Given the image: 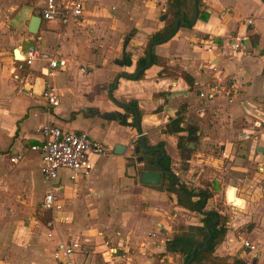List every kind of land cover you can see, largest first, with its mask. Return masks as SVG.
I'll return each mask as SVG.
<instances>
[{
  "label": "crops",
  "instance_id": "obj_1",
  "mask_svg": "<svg viewBox=\"0 0 264 264\" xmlns=\"http://www.w3.org/2000/svg\"><path fill=\"white\" fill-rule=\"evenodd\" d=\"M43 3L44 0H0V209L6 206L9 195L25 196L33 203L32 224L40 226L34 230L25 227L24 236L14 243L4 239L9 229L2 224L0 264H60L53 255L57 240L92 232H96V241L85 243L90 237L82 240L84 248L74 255L75 264H183L182 247L167 250L166 240L181 226L202 224L200 213L213 209L209 205L213 196L208 197L203 189H192L193 200L201 191L203 198L207 196L202 211L196 209L198 218L192 213L195 210L180 203L177 193L158 188L162 175L157 184L139 181L141 169H152L147 161L149 155L155 160L161 152L134 151L139 132L135 125L122 123L117 116L127 113L130 122L134 110L123 104L137 107L145 146L164 148L170 171L176 174L169 175L175 177L177 186V180L186 185L182 176L194 177L199 183L204 164L220 168L221 157L204 156L201 151L219 147L223 156L228 155L232 142L224 139L239 122L248 124L250 140L244 145L248 161L242 167L246 170L245 181L228 186L226 199L232 203L228 202L234 213L243 217L254 215L255 223L251 221L245 231H240L239 225L225 221V234L213 254L227 256L228 261L240 258L249 264H264V206L254 205L264 185V128L258 127L264 118V0H196L194 22L180 23L173 35L167 38V34L159 41L148 39L152 34L163 36L173 27L179 15L176 9L187 22L191 21L195 0H83L82 24L41 17L37 32L31 33L27 30L29 19L33 14L40 15ZM235 37L242 38L239 49L233 47ZM149 41H154L153 62L134 77L120 75L114 86L119 73L133 75L145 65L138 66L137 60L147 57ZM30 44L65 60L51 74L60 101L49 111L40 93L47 58H36L31 65L21 68V57L14 55V48L23 53ZM208 45L212 46L210 51L206 49ZM123 52L130 56L129 63L122 60ZM212 64L221 70L222 77L232 79L243 89L245 105L227 103L223 95L212 99L198 95L200 84L211 78ZM81 67L87 70L82 71ZM182 71L190 75L192 84ZM131 100L136 104L129 103ZM179 113L183 116L180 125L184 129L180 133L186 135L184 144L193 149L189 157H180L183 149L177 146V134L164 130L166 123ZM47 119L65 129L84 130L108 147L106 154L91 155L93 165L85 175L73 180L68 177L63 182L59 171L52 181L57 186L54 209L41 206L49 184L40 171V153L25 150L41 138L39 128ZM116 144L125 145L122 153L114 151ZM23 150L21 159L9 161L11 154ZM157 151L159 154L154 155ZM128 157L135 158V164H127ZM252 164L253 170L249 167ZM153 166L157 168L155 162ZM35 173L45 181L41 189L37 187ZM219 177L213 180L219 182ZM126 201H133L135 213L126 226L127 233L109 244L116 247L112 250L104 244L98 227L87 226L83 216L89 212L92 223L99 226L104 219L98 213L104 207L111 204L122 211ZM47 214V220L56 217L53 237L46 235ZM178 223L181 225L176 228ZM243 238L255 247L243 245ZM190 258L185 264H193Z\"/></svg>",
  "mask_w": 264,
  "mask_h": 264
},
{
  "label": "built area",
  "instance_id": "obj_2",
  "mask_svg": "<svg viewBox=\"0 0 264 264\" xmlns=\"http://www.w3.org/2000/svg\"><path fill=\"white\" fill-rule=\"evenodd\" d=\"M83 0H44L40 10V16L43 19H58L63 23L73 22L77 25L83 23ZM247 21L250 23L252 18ZM241 37H235L233 47L239 49L242 47ZM208 42H211L208 40ZM212 43V42H211ZM207 50H211L212 46L208 45ZM20 59V67L31 65L36 58L43 57L48 60V68L44 72L43 87L41 90L42 97L46 100L48 111L50 106L58 105L60 99L55 91V87L51 82V74L57 67L61 66L65 60L51 56L46 52H42L36 45L30 44L22 53ZM213 73L208 82L201 83L197 90L198 95L204 99H212L218 95H223L227 103H241L245 105L247 100L244 98L242 88L238 86L232 79L221 76V70L217 65L212 64ZM82 71H86L85 67H81ZM41 138L29 145L25 150H34L40 153V171L43 178L49 184V189L41 199L42 207L54 209V186L52 181L59 175L60 169H68L70 171L69 178L75 179L78 176L87 174L92 168V154H106L108 147L100 139L91 137L84 130L65 129L62 126L47 119L39 128ZM23 151H17L9 156L10 162H16L24 155ZM55 215L46 222V235L53 237L55 232L56 219ZM66 216L64 217V219ZM243 245L249 249H253L255 245L248 239H242ZM108 241H104L107 245ZM109 249L116 250V247L109 246ZM84 248L83 241L78 237L69 239H58L54 246V258L60 264H75L74 255ZM90 264V263H89Z\"/></svg>",
  "mask_w": 264,
  "mask_h": 264
},
{
  "label": "rangeland",
  "instance_id": "obj_3",
  "mask_svg": "<svg viewBox=\"0 0 264 264\" xmlns=\"http://www.w3.org/2000/svg\"><path fill=\"white\" fill-rule=\"evenodd\" d=\"M261 119V118H260ZM259 126H262L264 128V118L261 119ZM246 120H244L245 122ZM258 121V120H257ZM250 128H248V124L243 123L242 121L239 122V124H236L232 131L233 133L231 135H228L224 140H228L232 142V148L227 152L228 155L223 156V150L219 147H215L212 150H203L201 151L204 156H207V154H210L212 156L221 157V166L220 168L211 167L209 164H204L202 167L205 168L201 171L199 175V183H196V179L194 177H185L184 181H186V185L188 187H191V189L201 190V189H208L213 192V197L210 200L209 205L211 208L219 211L220 213H224L226 217V223H234V225H239L238 228L240 231H245L248 227V224L255 223L254 215H249L247 217H243V215H238L234 213L231 208L230 204L231 202L226 199V190L228 186H237L242 185L245 181V175L246 170L242 168L243 166H246L247 155L245 153L244 145H247L249 143V131ZM236 132V133H234ZM239 133V134H238ZM243 133V134H240ZM195 145V144H192ZM193 153V149L191 146H185L183 149V152L180 157L188 156L189 154ZM191 156V154H190ZM195 156V155H194ZM194 156H192L194 158ZM135 158L128 157L127 164H135ZM141 166V165H139ZM175 166V165H174ZM225 166V168H224ZM138 167V166H137ZM179 167V164L178 166ZM252 170L255 169L253 167V164L249 166ZM138 169V168H137ZM259 170V169H258ZM260 171V170H259ZM60 172L62 173V181L67 182L69 179L70 171L66 169H60ZM135 177H137L138 171H135ZM194 173L197 174V172L194 170ZM37 178V187L39 189L44 187V180L41 176V174L35 173ZM220 176V177H219ZM214 177H219L220 180L214 181ZM212 178V179H211ZM116 179V178H115ZM193 179V181L190 180ZM211 179V180H210ZM213 181V182H212ZM224 182V183H222ZM262 194H260V198H255L254 205L256 206H264V185L262 186ZM221 190V191H219ZM73 191H76L77 194L82 195L81 192H78L77 189H73ZM89 190L84 191V193H87ZM236 194L240 196V191L237 189ZM7 203L6 206L1 210L0 209V226L3 224H6V230L7 235L4 236V239L14 242L17 240H20L21 237L24 236V229L25 227H29L31 229L39 228L40 226H37V224L33 223V203L30 201L29 198H26L25 196H11L9 195V198L6 200ZM30 201V202H29ZM229 202V203H228ZM245 203V202H244ZM139 205L142 203H138ZM232 204V203H231ZM90 205V204H89ZM125 208L120 211L119 206L113 207L111 204L107 205V207H104L103 210L98 213L99 218L104 219L103 224L97 226L96 223H92V217L88 214L86 217V224L87 226L92 227H98V231H101L103 233V240L108 241L107 245L109 246L110 243H115L116 240L119 238V236L125 235L126 232V226L130 222V220L133 219L134 213H135V205L132 202L126 201V204L124 206ZM245 207V205H244ZM248 207V206H247ZM118 209V210H117ZM245 209V208H244ZM120 211V212H119ZM194 215L195 213L198 216L197 211L195 210L192 212ZM191 213V214H192ZM195 219V218H194ZM193 219V220H194ZM91 222V223H90ZM236 222V224H235ZM40 225V224H39ZM181 224L178 223L175 225L176 228H178ZM234 227V226H233ZM33 229V230H34ZM30 230V229H29ZM38 231H34V235L37 236ZM93 234H83L80 233V239L83 240L85 237H90L89 241L88 239H85V243H88L90 241H96V232H92ZM125 238V236L123 237ZM0 241H3V239L0 238ZM92 242V243H93ZM91 243V242H90Z\"/></svg>",
  "mask_w": 264,
  "mask_h": 264
},
{
  "label": "trees",
  "instance_id": "obj_4",
  "mask_svg": "<svg viewBox=\"0 0 264 264\" xmlns=\"http://www.w3.org/2000/svg\"><path fill=\"white\" fill-rule=\"evenodd\" d=\"M176 13L180 14V10L176 9ZM172 27H170L167 31V33L163 36H159L156 34H152L148 40H163L164 36H166L170 31ZM146 55H144L141 58H138L137 65H143L146 63ZM122 60L124 62L129 63L130 56L123 52ZM151 62H153V58L151 56ZM142 73V71H141ZM183 76L189 83H193L192 78L190 75L182 71ZM129 103L136 104L134 101H129ZM128 111L133 113L132 109H128ZM118 118L121 120L122 123L125 124H131L134 125L133 119L129 122L127 121V113H118ZM183 120V116L179 113L174 118H172L170 121H168L165 125L164 130L169 133H175L177 134V146L184 149L185 144L184 140L186 135L181 134L180 132L184 129L183 126L180 125V122ZM154 155H158L159 152H153ZM147 161L150 163V166H152V169L154 168V156L151 154L149 155V159L147 158ZM159 164L162 168H165L167 170H170L169 166V156L166 154L164 157L159 161ZM151 168V167H149ZM158 188L160 189H167L169 191H173L179 195V201L180 203L191 209L196 210L197 206L200 204L202 198H203V192L199 194V197L197 199H192V196L194 195L193 190L189 189L184 182L181 183V185H176V179L173 175L169 174H162V180L158 185ZM205 194H207L208 197L213 195V192L204 189ZM49 214H47L46 217H44V221H47ZM218 218L216 223L211 224L209 228L210 237L207 241V246L204 249H197L194 253V256L191 260V263L193 264H249L246 261L240 259V258H233L232 261H228L227 256H219L214 255L213 251L215 249V246L221 241L223 238L225 231H226V215L220 214L218 211L212 209L210 212H207L206 214L200 213V221L202 224H189L187 226H181L179 228L180 230L175 232L171 238L166 240V248L170 251H176L179 246L182 247L180 249L182 252H184V262L191 256V250L193 246L196 243H199V246H203L204 242L208 235V230L206 228V225L209 222L214 221L215 218ZM188 246L187 251H184V247Z\"/></svg>",
  "mask_w": 264,
  "mask_h": 264
},
{
  "label": "water",
  "instance_id": "obj_5",
  "mask_svg": "<svg viewBox=\"0 0 264 264\" xmlns=\"http://www.w3.org/2000/svg\"><path fill=\"white\" fill-rule=\"evenodd\" d=\"M194 12H195V16L194 18L187 22L183 15L182 14H179L177 15V17L175 18L174 20V24H173V27L171 29V31L168 33L167 35V38H169L171 35H173L175 33V31L177 30V28L179 27L180 23L184 24V25H189V24H192L196 18V15H197V5H196V0H195V6H194ZM40 21H41V16L39 14H33L31 15L30 19H29V23H28V26H27V30L31 33H36L37 30H38V27H39V24H40ZM154 43V41H149L148 45H147V62L145 63V65L139 67L136 71L135 74L131 75V74H128V73H119L117 75V77L115 78V82H114V86L117 85V78L120 76V75H126L128 77H134L136 76L141 70H143L145 67H147L150 62H151V45ZM14 55L16 58H22L23 55L22 53L20 52V50L18 48H14ZM109 93H110V90H109ZM124 107H130L134 110V117H133V122H134V125L137 129V132H139V143L136 144L134 146V151L135 152H138L140 149H142L143 151H146V152H150V151H156V150H160V155L157 156L154 160L155 162V165H156V169H141L139 171V181L142 182V183H151V184H157L160 182V179H161V175L163 172H166L168 174H173V175H176L175 172H172L170 170H167V169H164L162 168L160 165H159V160L160 158H162L164 155H165V150L163 147H157V146H153V147H146L145 146V138L143 137V135L141 134V128H140V125H139V122H138V119H137V113H138V109L136 106H129V105H125L123 104ZM112 114V116H114L115 114L112 113V112H107L106 114ZM108 116V115H107ZM109 117V116H108ZM125 149V145H120V144H116L115 145V148H114V151L117 152V153H122L123 150ZM139 161H142L141 157L138 158ZM178 181V185H180V181ZM228 197V195H227ZM207 199V196L205 195L201 204L197 206V210L198 211H202V206L205 204V201ZM205 212V211H203ZM217 220V218L215 219V221ZM213 221V222H215ZM208 223L206 225V228L208 230V235H207V238L204 242V245L203 246H199V244H195V246L192 248V251H191V258H193L194 256V253L196 251V249L200 248V249H204L206 246H207V241L210 237V232H209V228H210V225L213 223ZM187 249V248H186ZM187 263H189V260L187 261Z\"/></svg>",
  "mask_w": 264,
  "mask_h": 264
}]
</instances>
